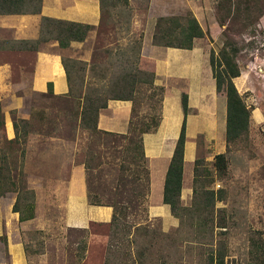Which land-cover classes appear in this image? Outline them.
<instances>
[{
	"label": "rangeland",
	"instance_id": "374dc122",
	"mask_svg": "<svg viewBox=\"0 0 264 264\" xmlns=\"http://www.w3.org/2000/svg\"><path fill=\"white\" fill-rule=\"evenodd\" d=\"M214 1L219 23L225 12L223 9L217 10V0ZM32 4H24V10L33 9ZM125 4L121 1L106 3L102 20L88 33L87 37L90 34L92 37L85 38L87 41L84 47L75 50L70 45L66 49L58 48L71 75V95L58 96L37 93L31 89H15L12 95L0 100L4 116L7 111L11 117L13 111L17 117L28 119L32 126L26 141L22 142L24 154L21 155L20 147H16L10 165L15 174H18L17 170L22 171L19 172V179L21 177L34 191L38 224L35 221L32 225L21 224V232L17 235V223L15 220L10 221L13 241H21L28 255L26 264H208L209 256L218 247L225 253V264H249L250 238L255 235L264 240V3L263 14L258 21L252 20L250 25L245 26L239 20L232 22L227 18L220 25L222 33L218 34L217 40L210 39L211 49L215 51L225 40L234 41L240 47L237 61L241 74L234 83L250 107L251 117L248 134L236 143H226L225 118L224 129L220 130L218 126L217 136L210 138L198 134L194 138L195 159H201L202 188L212 190L216 197L213 216H209L204 223L198 219L197 213H194L193 218L187 216L183 220L168 217L170 212L167 205L168 214H164L160 210L158 194L150 192V186H146L147 174L150 179L147 162H137L138 159L126 156V153L133 154L134 151H128L125 146H132L139 140L140 132L137 128L152 130L158 125L164 86L147 81L138 82L134 101L131 102L130 120L124 135L126 137L122 138L119 134H94L82 128L74 116L73 109L85 91L107 88L115 75L124 70H133L136 66L140 40L136 31L129 30L126 21L130 15ZM51 41L54 42L50 40L42 43L40 49L54 51L55 48L48 45ZM198 43L204 46L209 41L204 36ZM92 44L97 46L95 53L105 55L97 59L102 60V65L91 63L89 67L74 62V58L85 55L87 46ZM18 49L24 50L22 44ZM30 58L19 56L16 59L15 63L20 65L23 62L24 65L18 68L14 66L12 82H20L22 77L25 80L29 77L31 72H25L20 77L18 70H30ZM71 58L73 67L69 68L72 65ZM109 58L119 63L111 66L115 67L112 72L103 73ZM77 69L79 71L73 73ZM177 106L181 111L179 99ZM197 108L193 111L190 109V112L200 115V105ZM5 140L3 126L0 129V145ZM220 152L226 154L227 168L224 174L219 175L213 158ZM60 158L68 170L60 164L61 168H46V175L56 170L60 176L66 175L76 165V173L85 179L86 191L88 193L89 185L91 197L95 200L109 202L113 198L121 202L125 201L126 194L132 196L136 189H141L134 197L137 204L127 209L125 216L121 215V228L112 229L106 221H93L88 228L69 227L66 216H63L66 206L60 205L65 201V186H58L55 192V186L28 184V176L38 180L36 174L40 175L37 173L39 162L44 166L56 167ZM134 169H141V180L146 181L140 182V188L128 185L124 189L118 178L120 175L132 176ZM188 173L184 176V189L186 191L188 186L190 193L182 197L181 203L184 206H190L194 201L193 183L187 184L191 176ZM14 195L16 197V193L2 196L7 199H0V215L9 213L7 203ZM87 200L90 204L88 195ZM56 202L60 208L56 207ZM152 209H158L159 214L153 215L150 211ZM133 224H142V229L135 235V242L130 241V234L127 233ZM222 224L225 227L216 226ZM38 225L41 226L39 231L36 229ZM83 244L85 248L81 250ZM144 245H147V249H144ZM7 246L6 235L3 234L0 237V263H12ZM142 251L144 256L139 254Z\"/></svg>",
	"mask_w": 264,
	"mask_h": 264
},
{
	"label": "crops",
	"instance_id": "0c3cea01",
	"mask_svg": "<svg viewBox=\"0 0 264 264\" xmlns=\"http://www.w3.org/2000/svg\"><path fill=\"white\" fill-rule=\"evenodd\" d=\"M214 2L216 3L214 0H128L127 4H125L128 9V15H130L126 21L128 22L129 30L136 31L140 40L136 55L151 59L154 62V79L152 84L165 87V94L161 103V118L158 125L154 129L140 134L145 161L150 169V192L155 191L158 194L159 201H161L160 210L164 214H168V212L165 207L166 204L162 202L163 183L183 119L182 105L181 111L177 106L178 99L181 103V93L183 91L187 92L189 104L181 200L184 195L190 193L188 186L186 191L184 189V176L186 172H189V175L191 173L187 184L192 183L193 180L196 149L194 138L198 134L212 138L218 135V126H220V130L221 128L224 129L226 100L216 93L215 80L209 63V53L212 46L210 39L216 41L218 34L222 33V28L216 19ZM187 13H191L197 19L205 32V37L209 41V44L205 43L203 46L198 43L204 37L194 38L193 46L190 49L164 47L153 44L156 21L159 17L181 16ZM41 16L90 24L96 28L102 20V10L100 0H41L39 14L0 15V58H3L0 59V100L12 95L15 89H31L37 93H45L47 91V82H52L54 95L65 96L69 90L70 82L68 83L66 71L62 63V56L58 52L56 41H51L48 44L55 48L54 51L47 49H24L22 43H17L20 40H32L38 37V24ZM90 35L87 39L92 37ZM87 39L84 41H72L70 46L74 50L80 49L84 47ZM20 44H22V49L24 50H19L20 47L18 49ZM96 47L94 44L88 45L87 53L74 58V62H81L84 65L87 64L89 67L91 63L93 65H102V60L97 59H101L105 55L95 53ZM103 51L109 52L107 50ZM19 56L22 58L31 57V69L19 68L20 77L25 72H31V74L28 75L29 77L26 80L22 77L20 82L14 83L11 81L14 66L18 68L24 65L23 62L20 65L15 63ZM71 59L72 65L69 68L73 67V58ZM92 59H94L93 62H91ZM117 63L119 61L113 62L109 58L105 62L106 66L102 72H112L115 67L111 66H115ZM78 71V69L76 71L73 70V73H77ZM198 77L200 78L199 81ZM199 105L200 110H202L200 115L190 112V109L193 111L194 108H199ZM130 111L131 101L109 100L107 107L99 113V129L117 134H126L127 125L130 120ZM4 132L6 139L14 137L12 119L7 111L4 116ZM39 160H42V157H39ZM62 161L61 158L57 160L56 167L44 166L43 163L39 162L37 173H40V175L36 174L38 180H32L31 176H28V184L55 186V192L59 188L58 186H65V201L60 205L66 206L63 216H66L69 227L88 228L89 224L93 221L109 222L113 208L111 206L88 203L85 179H82L76 173V165L72 166L66 175L60 176L57 170L54 173L46 175V168L66 167ZM190 166H192L191 170H189ZM66 170H68L67 167ZM4 198L0 197V199ZM6 199L7 197L4 200ZM14 200L15 195L7 203L9 213L7 215H0V237L3 234L6 235L8 253L12 261L10 264H26V257L28 255L24 252L20 240L16 243L13 241L10 221H16V233L19 235L21 224L32 225L33 221L38 224V215L35 212L34 218L20 222L19 214L11 210ZM48 204L50 205V202ZM55 205L57 208L61 207L57 202ZM150 211L153 215L159 214L158 209ZM44 215H47V213ZM170 216L172 217L171 213L168 214V217ZM19 224L20 228L18 229ZM40 228V225L36 227L38 231Z\"/></svg>",
	"mask_w": 264,
	"mask_h": 264
},
{
	"label": "trees",
	"instance_id": "16d2710c",
	"mask_svg": "<svg viewBox=\"0 0 264 264\" xmlns=\"http://www.w3.org/2000/svg\"><path fill=\"white\" fill-rule=\"evenodd\" d=\"M116 1H121L123 3L128 2V0H100L101 10H104L107 2ZM27 2L33 3L32 6L34 8L24 10L23 5ZM263 3V0H217V10L223 9L225 12V15L220 17L221 21H219V24L223 25V22L229 18L232 22L234 20H239L245 26L250 25L252 20L256 22L262 16ZM40 5L41 0H0V15L39 14ZM93 28L94 26L90 24L41 16L38 37L33 40H20L17 43H22L24 49L39 50L42 43L53 40L57 42L58 48L66 49L72 41H83ZM204 36L205 32L191 13L181 16L159 17L156 21L153 44L164 47L170 46L190 49L193 46L194 38ZM239 52L240 47L237 43L231 40H225L218 51L211 49L209 53V63L215 80L216 93L220 96H224L226 100L225 139L227 145L240 141L248 134L251 117V109L246 104L243 96L239 93L234 83V79L241 74V69L237 61ZM136 57L137 61L135 63V68H133V70H124L123 73L115 75L109 87L102 89L96 88L88 92L85 91L81 99L79 97L80 100H77L75 108L73 107V113L82 128L94 134H117L101 130L98 127L99 113L102 109L107 107V100L133 102L138 82L147 81L153 83L154 79V62L148 58ZM62 63L69 83L71 75L67 68V63H65L63 58ZM71 88V84H69V90L66 93L68 96L71 95ZM44 94L54 95L52 82H47V91ZM181 105L183 119L165 174L162 202L168 205L173 217L183 220V218L187 216L193 218L194 213H197L198 219L201 223H204L209 216H213L216 197L212 190L202 188V180L200 177H202L203 173L201 159L199 160V158L194 160L193 167V204L184 206L181 203L186 125L187 114L189 113L188 94L185 91L181 93ZM11 113L14 137L12 139H6L3 145H0V197L8 193H16L12 211L19 214V221L22 222L35 217V194L33 189L29 188L21 177L19 179V172L21 170H17L16 172L18 174H15L10 163L16 147H20L21 155L24 154L22 142L26 141L27 135L30 132L29 129L32 126L28 119L17 117L13 111ZM3 126L4 113L0 107V129ZM137 129L140 134L149 131L147 128L144 130H140V128ZM119 135L122 138L126 137L124 136L126 134ZM125 149L128 151L133 149L134 151L133 154L126 153L127 157L138 159L137 162H145L141 136H139L137 143H133L132 146L126 145ZM213 159L216 172H218L219 175L224 174L227 168L225 152L215 154ZM125 167L126 166H124V168ZM143 168L147 171L145 166ZM146 180V186H149L148 174ZM141 181L145 182L141 180V169H134V174L130 177L120 175L118 178L119 184L124 189H127L128 185H131L133 188L135 186H139L140 188ZM140 191L141 189H136L135 193H132V196L126 194L125 201H114L113 198L110 197L111 201L102 202L91 197L90 187L88 185L87 195L88 198H90V204L111 206L113 208L108 225L110 228L112 227V229H119L121 228V215L125 216L127 209L133 208L137 204L134 197ZM216 226L225 227L224 224ZM131 228L132 231H130ZM131 228L127 230V233L129 232L130 234V241L135 242V235L142 229V224H133ZM83 248H85V244L81 246V250ZM144 249H147V245H144ZM249 249V264H264V240L261 236L255 237L254 235L250 238ZM139 254L144 256V251L139 252ZM81 256L83 257L82 252L80 258H82ZM224 256V251H221L218 247L209 256L208 264H225Z\"/></svg>",
	"mask_w": 264,
	"mask_h": 264
}]
</instances>
